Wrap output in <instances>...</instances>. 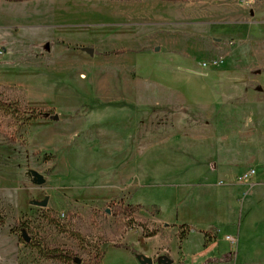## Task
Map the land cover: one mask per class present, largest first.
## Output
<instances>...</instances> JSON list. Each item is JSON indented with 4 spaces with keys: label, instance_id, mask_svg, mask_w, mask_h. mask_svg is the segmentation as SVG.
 <instances>
[{
    "label": "rangeland",
    "instance_id": "374dc122",
    "mask_svg": "<svg viewBox=\"0 0 264 264\" xmlns=\"http://www.w3.org/2000/svg\"><path fill=\"white\" fill-rule=\"evenodd\" d=\"M159 1L168 4L163 12L188 18L145 34L106 27L114 14L143 11L145 0L0 2V264H79L44 255L53 252L91 264L98 250L166 230L147 222V214L157 219L154 208L110 209L120 201L110 199L114 174L137 184L143 173L181 186L175 208L163 187L141 188L130 203L157 202L167 220L177 215L191 228L187 264H264V213L248 216L252 196L230 185L244 166L231 169L232 180L185 185L204 172L215 145L219 159L236 164L238 138L264 105V0ZM229 17L247 31L210 26ZM34 108L50 117H34ZM145 129L158 140L149 139V152ZM29 170L47 183L34 185ZM46 197L47 208L33 204ZM177 250L171 244L174 257ZM102 264L136 259L110 249Z\"/></svg>",
    "mask_w": 264,
    "mask_h": 264
},
{
    "label": "crops",
    "instance_id": "0c3cea01",
    "mask_svg": "<svg viewBox=\"0 0 264 264\" xmlns=\"http://www.w3.org/2000/svg\"><path fill=\"white\" fill-rule=\"evenodd\" d=\"M250 5L252 1L250 0ZM145 8L140 13H125V14H118L112 16L111 18V24L113 26H106V27H113L118 28L121 30H135L137 32H141L143 29H145V34H148L150 32H166L167 30L172 31L170 28L177 26L178 24H183L185 19L182 14H180L181 10L175 8V13L172 12L166 13L163 12V9H166L168 7V4L160 2L159 0H145ZM176 7V6H173ZM171 8V7H170ZM174 9V8H171ZM250 18L254 19L255 15L253 12L250 14ZM217 24L221 25H227L231 26L230 30L227 31L228 35H232L233 33L238 34H244L246 30V24L245 22L241 21H235L231 19V17L228 18L226 21L216 20L211 21L210 26ZM39 109V108H35ZM42 110V109H41ZM253 111H258L255 117V122H253V128H250L248 131L249 133L245 132L246 134L243 135V137L238 138V157L236 164L233 162L227 160V158L224 159L222 157L219 159L217 157L218 151H219V145H215L213 149V155L212 157H209L210 161L208 159L205 161L206 165L204 167V172L195 177V179H192L190 182H186L185 185L188 186H195L194 182H198L197 180L201 179H207V181H210L212 177H215L217 175H224L226 178H230L232 180L233 176L235 174H232L231 169L233 168H240L244 166L245 173H248L250 170H253V168H256V175L253 177L252 184L249 186H245L242 183H230V185H237L239 187H244V190L246 191L244 196H252L253 202L255 203L252 209L249 210L250 213H248V216H250L251 213L254 215L262 216V213H264V105L262 106H256V108L253 109ZM60 118V117H59ZM60 121V119L58 120ZM176 135V134H175ZM180 136V135H179ZM247 136V137H246ZM159 138V141H165L164 135L157 136ZM149 139L152 140V145H154L155 142V135L150 136V132L145 129V152L146 150L149 152L148 146ZM215 143H219V141L216 139ZM212 159V160H211ZM136 162H138V159H136ZM117 181H115L113 184L108 186L109 188H113V193L110 199L116 200L119 199L120 201H124L125 204H131L130 200L131 197L139 192L141 188L146 187H163L167 189L166 193L170 197V202L172 200L174 208L178 206L179 203V197L181 193V186L177 183H169L166 184L164 182L157 183L155 182V179L150 174L143 173L141 178H139L138 183L135 184L131 177L128 176V174H114ZM124 175V177H123ZM121 176V178H118ZM240 178V177H238ZM237 180V179H236ZM224 182V181H221ZM221 184V183H220ZM207 185H211L210 183H207ZM170 193V195H169ZM145 205L141 204H134V205H141L145 209L154 208L157 212V219H154L152 216L148 215L146 216L147 222H149L152 226L154 225H161L162 228L166 229L164 231H159L158 233H155L151 236H145L142 238L141 242H139L137 245H131L129 243H121V244H127L132 247V249L136 250L139 255H145L149 258H152L153 260H158L160 256L163 253H168L171 256V260L173 261L172 264H187V256L190 254L185 251V245L187 243V237L185 239H182L179 236V231L181 230L180 226V220L178 219V216H173L171 219H166L160 206L157 205V202H149L146 201ZM174 211V210H173ZM184 226V225H183ZM180 227V228H179ZM159 230V228H157ZM170 229H172L170 232ZM134 233H139L138 231H135ZM171 236V237H170ZM212 239H214L213 235H209ZM216 238V237H215ZM209 238L207 239V241ZM171 244H175L178 247L177 250V257H174L171 251ZM213 245H209L210 247ZM110 249H117V250H124L126 253H129V255L134 259H136V264H140L137 260V257L133 255L131 250L118 247V245H115L113 247H109L106 249V256ZM193 254L191 253V256ZM105 256V257H106ZM105 259V258H104ZM103 263V262H102Z\"/></svg>",
    "mask_w": 264,
    "mask_h": 264
},
{
    "label": "trees",
    "instance_id": "16d2710c",
    "mask_svg": "<svg viewBox=\"0 0 264 264\" xmlns=\"http://www.w3.org/2000/svg\"><path fill=\"white\" fill-rule=\"evenodd\" d=\"M35 1H39V0H0V2H7V3H11V4H20V3L35 2ZM114 1L136 2V1H141V0H114ZM161 1L187 2V1H191V0H161ZM124 53H125V51L117 52V54H124ZM34 111L36 113V116L34 114V117L38 116V117H41L42 119H48L49 115L51 114L49 111H45V110H41V109H35L34 108ZM34 111H33V113H34ZM142 208L143 207L141 205L125 204L124 201L113 202V203H111V206H110L111 211L113 212V210H115L117 215H119L121 213L126 214V215H134L138 211H140ZM49 215H50L49 217H51V218H55V217L59 216L58 214H56L54 212H50ZM181 229H182V233H184L181 238L185 239L188 235L187 233H189V230L191 228L188 227L187 225H184L181 227ZM186 229H188V230H186ZM185 231L187 233H185ZM207 237H209V236H207ZM118 247L131 250V252L133 253V255L135 257H137L139 255L138 252H136V250L132 249V247L127 245V244H119ZM44 255L48 258H51V259H54L57 261H63L65 259H67V260H74L75 262H77V259L71 254H62L60 252L59 253L53 252L51 254L46 253ZM105 256H106L105 250H98L97 253L95 254V256H93V262L91 264H102Z\"/></svg>",
    "mask_w": 264,
    "mask_h": 264
},
{
    "label": "water",
    "instance_id": "95a60500",
    "mask_svg": "<svg viewBox=\"0 0 264 264\" xmlns=\"http://www.w3.org/2000/svg\"><path fill=\"white\" fill-rule=\"evenodd\" d=\"M91 56L94 55V50L93 49H85ZM157 51H159V48L156 49ZM50 117V115H49ZM52 120L54 121H58L59 120V116L55 115L51 117ZM28 177L31 179V182L34 185L37 186H43L47 183V180L45 178L44 175L38 173L35 170H29L27 173ZM49 197H46L43 201H34L33 204L40 207V208H47L49 205ZM27 241H29V238L25 237ZM137 260L139 261L140 264H155L154 260L152 258H149L145 255H138L137 256ZM77 262L80 264L81 262L79 260H77ZM158 263L159 264H172L173 261L167 257H162L158 259Z\"/></svg>",
    "mask_w": 264,
    "mask_h": 264
},
{
    "label": "built area",
    "instance_id": "2783aa9c",
    "mask_svg": "<svg viewBox=\"0 0 264 264\" xmlns=\"http://www.w3.org/2000/svg\"><path fill=\"white\" fill-rule=\"evenodd\" d=\"M256 175V172L254 170H251L249 173L245 174L243 177H241L240 183H246V182H250L251 179ZM222 185H224V182H221ZM226 239L233 241L234 238L232 237H227Z\"/></svg>",
    "mask_w": 264,
    "mask_h": 264
},
{
    "label": "flooded vegetation",
    "instance_id": "af4514ba",
    "mask_svg": "<svg viewBox=\"0 0 264 264\" xmlns=\"http://www.w3.org/2000/svg\"><path fill=\"white\" fill-rule=\"evenodd\" d=\"M154 263H155V260H154Z\"/></svg>",
    "mask_w": 264,
    "mask_h": 264
}]
</instances>
